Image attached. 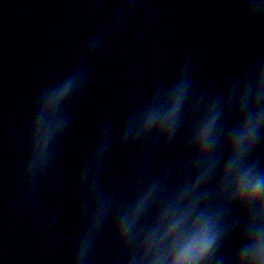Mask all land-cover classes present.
<instances>
[{
	"label": "clouds",
	"instance_id": "obj_1",
	"mask_svg": "<svg viewBox=\"0 0 264 264\" xmlns=\"http://www.w3.org/2000/svg\"><path fill=\"white\" fill-rule=\"evenodd\" d=\"M69 85L66 86L69 87ZM65 88V90H66ZM264 187V179L257 180L252 186V193H255ZM215 242V236L212 234L210 227L205 226L197 232V234L191 239L185 241L182 245H178L176 249V259L178 264H198V262L204 258L205 254L212 248ZM260 251L264 253V246ZM164 255L158 256L156 264H163Z\"/></svg>",
	"mask_w": 264,
	"mask_h": 264
}]
</instances>
